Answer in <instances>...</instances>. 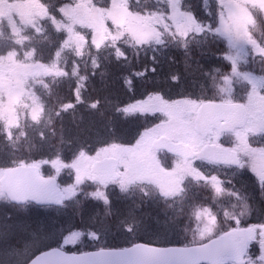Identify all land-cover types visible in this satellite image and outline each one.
I'll return each instance as SVG.
<instances>
[{"label":"rangeland","instance_id":"1","mask_svg":"<svg viewBox=\"0 0 264 264\" xmlns=\"http://www.w3.org/2000/svg\"><path fill=\"white\" fill-rule=\"evenodd\" d=\"M211 1L0 0V44L3 45V48H0V127L5 132L4 142L8 146L16 144L14 135L16 130L21 127V119L25 114L29 126L28 131H34L36 134L33 142L41 143L38 134L40 126L38 125L47 122V116L44 117L42 110V106L47 105L44 100L34 94L40 81H46L52 76L62 79V84L65 86L67 79L71 81L74 78L67 86L73 85L74 99L77 103L83 102L82 84L84 81L83 79L79 80L77 76L85 67L78 66L81 65L79 62L89 55L88 60H91L88 67L94 70L100 63L94 53L102 52L108 42H110L109 46L116 45L114 42L120 40L117 37L123 39L125 34L137 41L138 45L144 46L151 43L152 46L158 47L162 42V30L164 33L174 32L183 38L191 33L200 32L226 38L229 44L227 59L230 65H228L227 74L219 79V86L212 91L223 98L209 101L233 103L239 99V102L246 105L252 117L249 126H264V37L261 39L253 37L249 32V26L255 19L256 12L253 10L258 9L257 12L261 11L264 15V0H217L222 4L220 8L223 14L215 31L209 28V16L211 15L209 4ZM198 2L201 8L197 6ZM131 5L134 10L131 9ZM197 9L199 16L207 17L204 18L201 25L196 24L194 20ZM44 26L50 28L53 35L52 44H43L37 38L41 31L40 28ZM3 37H7V39ZM25 45L30 47L27 50L34 51V53L36 51L41 59H35L34 53H32L31 61L23 59V54L17 59L16 52H20ZM62 50L67 51L63 55V64L60 60ZM117 50H114L116 58L120 55ZM253 60H259L260 64L256 65ZM67 65H70L72 69L69 76L58 71L60 68H66ZM101 67L104 68V66ZM55 81L56 79L53 80L51 87H55ZM27 85L32 86L31 89L28 87L27 90ZM51 87H46L44 93L47 100H52L50 93H56L54 89L51 90ZM103 91L108 95L110 102L108 107L111 113H114L116 108L118 94L125 92L129 94L123 98L124 106L120 109L122 114L120 122L122 126H134L133 131L127 135L124 127L118 128L121 139L117 141L112 139L111 142H108L110 144H103L95 149L89 146L91 157H88L89 154L87 155L82 149L77 151V148L70 147V143L63 145L70 152L76 151L71 152L74 155L73 158L68 159L69 152H63L65 155L61 159H52L49 163L41 161L38 165L49 175L56 177L63 191L72 197L73 203H76L71 215L73 218H77V212L86 199L87 192L96 190L88 182L92 181L91 165L105 155L114 156L116 148L121 152L124 165L132 163L131 153L139 158H145L147 154H150L156 157L154 163H159L160 161L157 159L159 154L157 155L152 148V142L160 136H167L173 141H181L193 146L202 142L201 137L194 131V119L199 105L208 100L201 101L204 99L202 98L197 102L186 96L175 99L172 97L168 102L161 98L159 100L157 98L153 100L138 99L129 102L132 99L130 97L137 93L135 89L128 88L127 91L122 90L121 92L115 87H105ZM199 95L194 92L193 97ZM19 110L22 113H19ZM90 110L93 111V108ZM137 114H158L161 120H158L159 123L151 128L138 133L135 132V129L139 126L134 120V116ZM95 115L98 118L95 121L98 122L101 115L99 113ZM90 120L84 118L81 120L80 131L86 134L90 130V134H98L99 129L95 127L98 123L90 125ZM66 130L67 128H63L60 132ZM41 132L39 131L43 139ZM243 135V132L238 134L236 139H241ZM74 136L76 137V135ZM43 140L45 144L42 147H53L49 142L51 139ZM57 141H64V139L58 134ZM242 141L234 140L236 143L234 145L242 154L244 152L246 155L243 165L250 173L251 181L247 179L242 183L255 189L256 196L253 202H248L254 195L253 191L247 192L248 200H246L244 190L234 187L236 185L234 181H229L230 184L227 185L226 183L229 182L225 183L222 179L223 182L213 184L209 188L211 189L209 190V200H205L210 204L209 212L204 209L197 211L190 215L188 222L184 220L183 215H178L176 212H167L163 215L156 207L157 205L152 211L150 208L144 213L135 212V198L129 191L133 190L137 181L143 180V177L134 174L133 170L125 172L127 177L123 176L118 187H109L108 190L102 189L95 192L96 198L101 200L107 198V202L110 200L109 193L111 192H116L118 198L117 201L112 199L113 202L102 205L93 203L94 206L103 208L113 205L114 222L108 221L107 217L100 213L93 215L91 212H85L83 223L89 229L68 230L69 220L64 214L67 213L65 209H37L33 205H28L22 210L14 209L8 205L6 197L0 190V264H27L35 255L56 246V243L68 249L84 247L85 243L93 245L102 240L98 231L105 237L104 240L107 243L104 245L106 247L111 245L110 243L114 244L112 246H120V244L132 245L140 241L171 245L178 236H181L180 239L187 236L183 242L186 241L187 244L184 245H189L205 242L232 227L255 225L252 222L264 217V166L261 165L264 162V154L258 150L242 152L238 143ZM113 142L116 144L120 142V146H112ZM83 145L80 144L79 147L82 148ZM126 147L130 149L128 154L125 153ZM0 148V165L11 163L9 166H12L24 163L19 160H11L10 155L5 154L6 145H0ZM164 160L169 162L165 157ZM36 162L38 163V161ZM5 168L7 167H0V177ZM197 169L205 171L204 166L192 164L190 168H181L180 176L160 175L158 178L163 179V188L166 191L179 190L180 182L182 184L186 177H192ZM153 170L155 171V169ZM147 173L146 171L145 174L147 175ZM172 181H177L175 186L171 184ZM150 182L160 185L155 179ZM223 183L227 186L226 188L222 187ZM191 193L200 195V198L206 196V190L192 189ZM80 195L81 197H79ZM164 216L167 217L166 220H164ZM169 216L174 218V222ZM122 223L129 224L122 226ZM112 226L114 227L112 228ZM124 227H129V229L125 230ZM135 227L140 230L133 229ZM186 227L189 231L185 229ZM255 227L260 230L264 228V224H256ZM112 231L117 236V238H113L114 240L111 238ZM136 236L144 240H132L137 238ZM107 237H109L108 240H106ZM247 264H264V244L255 243L252 254L247 259Z\"/></svg>","mask_w":264,"mask_h":264},{"label":"trees","instance_id":"2","mask_svg":"<svg viewBox=\"0 0 264 264\" xmlns=\"http://www.w3.org/2000/svg\"><path fill=\"white\" fill-rule=\"evenodd\" d=\"M221 5L217 0H212L210 3L211 17L209 16V28L212 31H215L218 26ZM197 6L201 8L200 3ZM131 7L134 10L133 5ZM254 12H256L254 15L255 19L249 26V32L253 37L261 39L264 37V15L261 11ZM204 18L207 17L199 16V10L197 9L194 18L195 23L201 25L205 20ZM161 32L162 42L158 47L152 46L151 43L144 46L138 45V42L128 34H125L122 37L123 39L117 37L120 40H116L117 42H114L116 43L114 46H109L110 42H108L102 52L94 53V56L100 61L99 66L94 70L88 67L91 59L88 60L89 55L86 56L83 61L79 62L81 64L79 66L85 67L80 77L84 81L82 84L83 102H76L73 96V85L70 84L68 87L69 83H65V86L62 87L63 81L57 80L55 87H51V90L54 89L56 93L60 94L50 93L52 100L47 101L49 104L47 109L50 111V116L48 123L41 127L43 129L41 135L45 139H51L49 142H51L50 144L53 147H40L41 143L33 142L36 134H34V131H28L29 127L25 124H23V129H19L14 135L16 144L8 146L4 142L5 132L0 127V142L2 143L3 141L6 145L5 154L10 155L11 160H19L26 163L49 161L56 156L63 157L65 155L63 152H69L68 154L66 153L67 158L71 159L74 157L71 152L76 151L70 152L63 145H68L75 138L74 135H83L80 128L81 120L85 115L91 116L90 125L91 123L96 124L95 119H98L96 118V113L101 115V120L111 123L110 126L124 127L127 135H129L135 128L131 125L130 118L131 126H122L120 122V116L122 115L120 109L124 106L123 95L129 94L127 92L118 94L119 99L116 103V108L114 113H111L108 107L110 103L108 95L103 91L105 87H115L121 92L122 90L127 91L128 88L135 89L137 93L130 97L132 99L129 102L138 99L153 100L156 98L157 100L161 98L168 102L172 97L175 99L176 97L184 98L186 96L197 102L202 98L204 99L201 101L222 99L221 95H217V93L212 91L219 86V79L228 72L230 63L227 59L229 53L227 39L217 35H209L206 32L191 33L185 38L177 36L174 32L164 33L163 30ZM114 50H117L120 54L117 58L114 57ZM253 62L256 65L260 64L259 60H253ZM101 66H104V68ZM129 85L131 86L128 87ZM194 92L201 95L194 98ZM235 101H239V99ZM90 108H93V111ZM134 120L137 123L136 125L139 126L136 127L135 132L140 133L159 123L158 120L160 121L161 118L158 114H137L134 116ZM63 128H67V130L60 132ZM58 134L63 137L64 141H57ZM39 137L40 141L45 144L40 134ZM112 139L117 141L121 139V136L118 132H113V137L109 140L96 144H84L82 148H76L77 151L82 149L90 156L92 153H89V146L93 147L92 149L99 148L103 144H110L108 142H111ZM9 164H2L0 167H8ZM252 224H264V217L252 222ZM81 228L83 227L79 229ZM186 238L179 239L177 242L179 244H187L186 241L183 242ZM254 245L255 243L251 247L250 254H252ZM83 246L69 250H89L100 246V244L94 243L91 245L85 243Z\"/></svg>","mask_w":264,"mask_h":264},{"label":"water","instance_id":"3","mask_svg":"<svg viewBox=\"0 0 264 264\" xmlns=\"http://www.w3.org/2000/svg\"><path fill=\"white\" fill-rule=\"evenodd\" d=\"M247 110L240 103L204 102L194 120V129L202 137L214 130L232 132L245 126ZM155 149H164L185 159L197 157L209 161L239 165V157L229 149L209 145L193 152L189 145L160 137L153 142ZM117 162L105 159L95 162L91 171L93 179L108 182L116 174ZM1 191L13 204L53 205L61 196L57 181L42 177L37 167L17 166L6 169L0 179ZM259 237L264 241V229L253 227L232 228L203 244L192 246H155L136 243L117 249H100L84 253H69L59 248L37 255L29 264H245L250 244Z\"/></svg>","mask_w":264,"mask_h":264},{"label":"flooded vegetation","instance_id":"4","mask_svg":"<svg viewBox=\"0 0 264 264\" xmlns=\"http://www.w3.org/2000/svg\"><path fill=\"white\" fill-rule=\"evenodd\" d=\"M40 29L41 31L39 33V37L36 36L37 38H53V35L48 26H44ZM44 43H46V45L51 44V42H44ZM32 53H34V51H29L25 49V50L20 51V56L21 54H23L22 55L23 59H27L31 61ZM34 57L37 60L41 59V57L38 56L36 51L34 53ZM248 114H249L248 115L249 120H248L247 125L242 128L236 129L234 132L220 133L218 131H214L209 134V131H208V134L206 135V137L201 138L202 142L204 141V143L200 142V144L197 146H193L189 143L183 142L185 144H189L191 148L196 152L200 151L205 146L209 147V145H215L223 149L232 150L236 152L240 158L239 166L218 164V163L209 161V159L200 160L197 158H191V159L186 160L183 157H180L178 155L170 154L169 152L165 150H155L157 155L159 154V157L157 158L158 161H160L159 163H154V160L156 159V157H153L150 154H147V157L145 158L143 157L139 158L134 153H131L130 159L132 163L130 165H124L121 152H119L117 150L118 148H116L114 151V156L105 155L101 159H99V160H103L106 158L116 159L117 168H116L115 176L112 177L108 182L101 183L100 180L103 179V176L101 174H98V177L100 180L98 179V181H93L94 184H97V187L92 185L94 188H96V190H89L87 192L88 195L86 199L82 202V207H80V209L77 212V218L80 217L82 212L85 211L86 209L88 208L92 209L93 207L91 206H94L93 203H98L102 205L105 203L113 202L112 199H116L117 201L118 196L116 192L109 193L110 195L109 202L106 201L107 198L103 200L96 198L95 192H97L98 190L107 189L109 187H118L119 182L123 179V176L125 178L127 177V174L125 172H127L128 170H133L134 174L140 177H143V180L142 179L138 180L137 181L138 183L135 184L134 189L129 191L131 192L130 194L135 198V200L133 199L135 201V207H134L135 212L144 213V212H147V210L150 208L152 211L154 209V206L157 205L156 207L159 208L160 212H162L163 215H165L167 212H171V213L176 212L178 215H183V218L186 222H188L190 215L191 214L193 215V213H196L197 211L204 209L206 210V212H209L210 204L205 201V200H209V190H211L209 188H211L213 184L223 182L222 179H224L225 183L229 181H234L236 183L234 187H238L240 190L255 191L253 187L245 183L244 184L242 183L243 181L245 182L247 179H250L249 177L251 176L250 173L246 170V168L243 165L244 160L246 159V155H244L243 151L253 152V150H258L264 154V126L262 127L249 126V123L252 117L249 111H248ZM242 132L244 133L242 138L239 140L236 139L237 135ZM234 140L236 141L243 140L242 142H238L242 148L243 154L238 149V147L234 145L236 144ZM113 145L118 146L119 144L113 143L112 146ZM119 148H122V147H119ZM126 149L127 150L125 153L128 154L130 152V149L129 147H126ZM164 157L167 158L169 162H166L164 160ZM192 164L195 166L196 165L204 166L205 171H200L199 169L195 170V174H193L192 177L191 176L186 177L185 181L182 184L180 182L179 190L170 189L166 191L163 188L164 186L163 179L158 178V176L160 175H163L166 177L180 176L179 172L181 171V168H184V167L190 168ZM261 165L264 166V162ZM153 169H155V171ZM146 171L148 172L147 175L145 174ZM152 179H155L156 181H158L160 185L150 182V180ZM88 182L91 184L90 181ZM176 183L177 181L171 182V184H173L174 186L176 185ZM226 184L228 185L230 184V182ZM222 187L226 188L227 186L223 183ZM192 189L206 190V196H205L206 199L203 198V196H201L200 198L199 197L200 195L198 196L196 193H191ZM81 195L79 197H81ZM66 200L69 203V206L63 208L62 207L63 202ZM72 201H73L72 199L68 200V196L66 192H64L60 205H49L46 207L36 206V207L37 208H52V207L58 208L60 207V208H63V210L65 209L66 212L68 213V214L64 213L66 216L71 217V215L74 212L72 211V203H73ZM112 207L113 205L110 207H106V208L98 207L97 214L98 213L102 214V216L107 217V219H109L111 222V218L108 215H109V210ZM170 218H168V220H170ZM166 219L167 217L164 216V220ZM173 219L174 218L172 217L171 220L174 222ZM125 224H129V223H125ZM76 226L85 228V226H78V225ZM113 227L114 226H112V228ZM124 229L128 230L129 227H124ZM133 229L140 230L139 228H136V227ZM185 229L189 231L188 227H186ZM175 235L177 234L175 233ZM111 238L112 239L117 238V236L113 233ZM101 239H105V237L101 236ZM108 239L109 237L106 238V240ZM176 244H179V243H176Z\"/></svg>","mask_w":264,"mask_h":264},{"label":"bare ground","instance_id":"5","mask_svg":"<svg viewBox=\"0 0 264 264\" xmlns=\"http://www.w3.org/2000/svg\"><path fill=\"white\" fill-rule=\"evenodd\" d=\"M65 95V93H64ZM66 96V95H65ZM125 96H127L126 94L123 95V98H125ZM84 119L86 120H90L91 119V116L90 115H85L84 116ZM97 122V121H96ZM98 124L95 125L96 128L99 129V133L98 134H90V130L86 133V134H83V135H80V136H76L72 141H70V147H73V148H80L79 145L80 144H96L98 142H101V141H106V140H109L113 137V132H118V126H110L111 123L107 122V121H104V120H98L97 122ZM1 143V142H0ZM1 145H5V143L2 141ZM78 145V146H76ZM42 147V146H40ZM1 149V148H0ZM6 150V148H5ZM98 207L99 206H93L92 209L88 208L86 209L85 211L82 212L81 216L78 217V218H73V217H68V220H69V224L68 226L70 227H77L76 225L78 226H85V227H88L86 226L83 222H84V219H85V212H91V214L93 215H97V210H98ZM114 207V206H113ZM111 208L109 210V217L111 218V222H114L113 218H114V208ZM108 221H110L108 219ZM125 223H122L121 225L123 226ZM116 226V225H115Z\"/></svg>","mask_w":264,"mask_h":264}]
</instances>
